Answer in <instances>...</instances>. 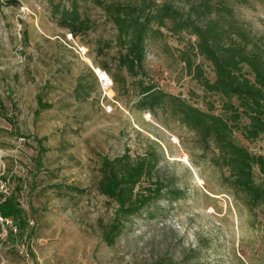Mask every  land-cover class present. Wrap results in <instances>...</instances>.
I'll use <instances>...</instances> for the list:
<instances>
[{"label": "rangeland", "instance_id": "374dc122", "mask_svg": "<svg viewBox=\"0 0 264 264\" xmlns=\"http://www.w3.org/2000/svg\"><path fill=\"white\" fill-rule=\"evenodd\" d=\"M77 1L92 28L75 38L53 15L54 5L68 8L70 0H0V199L16 195L33 227L31 238L16 242L0 228V264H264L263 215L250 214L221 184L193 134L160 111L154 117L137 109L135 80L119 68L115 45L97 51L113 42V25L89 0ZM248 2L230 4L238 21L264 39V4ZM194 43L188 35L149 38L147 81L203 110L212 104L220 114L221 98L204 96L181 59L189 52L214 79L191 52ZM96 70L109 78L107 88ZM80 76L92 91L86 100L74 97ZM38 96L51 108L35 119ZM32 138H46L39 170ZM237 140L264 156V137ZM157 147L162 158L154 179L171 183L183 198L174 201L165 189L107 246L102 227L115 206L97 191L101 160ZM256 182L264 185V176ZM66 186L84 192L69 193Z\"/></svg>", "mask_w": 264, "mask_h": 264}, {"label": "trees", "instance_id": "16d2710c", "mask_svg": "<svg viewBox=\"0 0 264 264\" xmlns=\"http://www.w3.org/2000/svg\"><path fill=\"white\" fill-rule=\"evenodd\" d=\"M89 1L104 13L116 31L113 42L103 43L97 51L115 45L119 68L135 80L137 109L154 117L160 111L193 134L202 155L218 172L221 184L231 195L242 199L250 214L264 217V185L256 182L257 176H264V156L251 153L237 140V135L247 143L264 137V39L252 35L238 21L230 4L234 1L246 5L249 0H186L179 6L171 2L158 4L156 0ZM258 1L264 4V0ZM53 15L59 26L75 38L92 28L82 16L77 0H70L68 8L54 5ZM164 32L195 39L191 52L211 67L214 79L205 76L201 64L194 63L189 52H183L181 59L204 96L221 98L220 114L214 112L212 104L206 103L203 110L147 81L144 67L147 41L163 38ZM87 72L92 74L88 68ZM91 93L80 76L75 99L86 100ZM36 103L35 119L41 111L51 108L40 96ZM32 139L36 148L34 162L39 170L47 153L43 146L46 138ZM161 158L157 147L147 148L136 157L127 150L120 157L101 160L97 191L115 206L110 223L102 227L101 239L107 246L115 244L126 221L160 199L165 189L172 200L183 198V192L172 188L171 183L166 185L154 179ZM64 189L69 193L84 192L72 186ZM0 217L11 220L14 226L15 231L7 229L6 233L11 242L32 237L33 227L16 195L2 196Z\"/></svg>", "mask_w": 264, "mask_h": 264}, {"label": "built area", "instance_id": "2783aa9c", "mask_svg": "<svg viewBox=\"0 0 264 264\" xmlns=\"http://www.w3.org/2000/svg\"><path fill=\"white\" fill-rule=\"evenodd\" d=\"M95 73L98 75L99 81H100L102 87L107 88L109 86V82H110L107 75L105 73H101V75H100L99 72H97V71H95ZM0 226L2 228V231L5 233V235L7 233V229H12L13 231H15L14 226L12 225V222L9 219H3L2 217H0Z\"/></svg>", "mask_w": 264, "mask_h": 264}, {"label": "bare ground", "instance_id": "6f19581e", "mask_svg": "<svg viewBox=\"0 0 264 264\" xmlns=\"http://www.w3.org/2000/svg\"><path fill=\"white\" fill-rule=\"evenodd\" d=\"M97 72H99V74L101 75V72L100 71H98V70H96Z\"/></svg>", "mask_w": 264, "mask_h": 264}]
</instances>
